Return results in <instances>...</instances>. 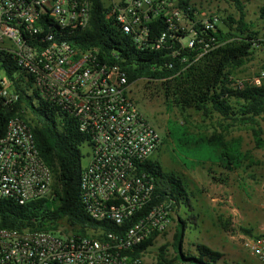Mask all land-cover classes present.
<instances>
[{"label":"built area","instance_id":"obj_1","mask_svg":"<svg viewBox=\"0 0 264 264\" xmlns=\"http://www.w3.org/2000/svg\"><path fill=\"white\" fill-rule=\"evenodd\" d=\"M98 1L105 19L143 51L179 44L189 53L182 62L194 63L216 47L205 36L221 18L198 0H0V108L12 111L24 90L73 117L86 136L82 151L89 150L81 172L86 210L96 221L127 226L87 236L0 228V264H147L134 250L174 222V202L159 199L157 178L146 168L163 139L130 96L127 72L101 59L99 49L68 40L90 26ZM231 85L262 86L264 69L234 76ZM53 185L30 125L12 115L0 137V200L49 199ZM232 213L236 225L241 216L236 207ZM233 239L264 264V235Z\"/></svg>","mask_w":264,"mask_h":264},{"label":"trees","instance_id":"obj_2","mask_svg":"<svg viewBox=\"0 0 264 264\" xmlns=\"http://www.w3.org/2000/svg\"><path fill=\"white\" fill-rule=\"evenodd\" d=\"M228 1L236 8L237 15L222 19L225 27L218 24L216 31L205 36V41L211 45L215 42L216 47L194 63L182 62V58L189 53L180 49L179 44L170 50L139 49L130 35L105 19L103 4L99 1L93 7L90 26L73 33L68 40L81 48L99 49L101 59L117 63L125 69L130 85L141 79L160 82L166 101L174 107L183 111L196 109L206 116L218 114L220 132L211 136L208 142L227 161L225 170L232 172L239 167L245 155L240 145L226 142L228 129L247 127L256 146L264 148V85L249 86L241 91L234 90L231 85L235 71L247 64L258 46H264V40L252 23L247 21L246 3L250 0ZM261 12L264 15V7ZM174 51H178L175 57L172 54ZM13 72H17L15 65L10 74ZM21 92L12 111L0 108V137L14 114H19L30 125L40 155L54 174L53 193L49 199L24 205L13 199H1L0 228L58 232L61 226H66L65 232L85 236L94 235L93 231L101 227L107 232H124L127 226L120 228L96 221L86 210L81 189L82 147L86 136L80 132L76 120L40 99L37 94ZM146 168L157 178L160 200H172L175 211L182 203L190 202L188 189L180 176L165 172L158 160H151ZM214 179L221 182L227 180L223 178V173L220 178ZM180 222L181 230L178 227L175 241L176 258L168 257L167 246L164 245L159 249L156 264H176V261L179 264H219L223 260L222 252L203 244L196 246L199 257L186 254L182 250V230L187 225L185 221ZM156 236L139 245L134 253L145 256L154 246Z\"/></svg>","mask_w":264,"mask_h":264},{"label":"rangeland","instance_id":"obj_3","mask_svg":"<svg viewBox=\"0 0 264 264\" xmlns=\"http://www.w3.org/2000/svg\"><path fill=\"white\" fill-rule=\"evenodd\" d=\"M198 1L206 8H216L221 20L237 15L236 8L228 0ZM262 7L264 0L246 3L247 21L264 40ZM219 25L225 27L222 21ZM262 69L264 46H258L247 64L237 69L234 76L256 75ZM129 94L162 136L163 144L153 160L160 161L165 172L180 176L190 195V202L182 203L176 209L172 226L156 238L154 246L145 254L146 263L156 264L159 249L164 245L167 246L168 257L176 258L175 241L182 220L187 225L182 230V250L186 254L199 257L196 246L203 244L224 254L219 264H262L241 246L238 239H233L238 234L254 238L264 235V148L256 146L251 130L234 126L225 133L226 142L240 145L245 155L239 167L229 172L224 167L227 161L208 142L211 136L220 132L218 114L206 116L196 109L183 111L174 107L166 101L162 84L148 79L131 84ZM88 151L83 148V165L88 162ZM222 173L226 182L214 179L220 178ZM229 198H232V204L228 202ZM233 207L241 216L236 225L233 222ZM65 228L61 226L58 232H72H65ZM176 264L179 262L176 261Z\"/></svg>","mask_w":264,"mask_h":264},{"label":"crops","instance_id":"obj_4","mask_svg":"<svg viewBox=\"0 0 264 264\" xmlns=\"http://www.w3.org/2000/svg\"><path fill=\"white\" fill-rule=\"evenodd\" d=\"M227 171V170H226Z\"/></svg>","mask_w":264,"mask_h":264}]
</instances>
